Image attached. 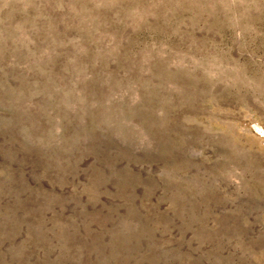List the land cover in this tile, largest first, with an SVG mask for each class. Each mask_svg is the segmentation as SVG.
<instances>
[{
    "label": "rangeland",
    "instance_id": "obj_1",
    "mask_svg": "<svg viewBox=\"0 0 264 264\" xmlns=\"http://www.w3.org/2000/svg\"><path fill=\"white\" fill-rule=\"evenodd\" d=\"M0 264H264V0H0Z\"/></svg>",
    "mask_w": 264,
    "mask_h": 264
}]
</instances>
